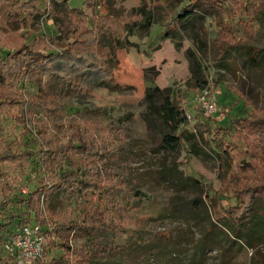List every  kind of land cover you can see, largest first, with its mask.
Wrapping results in <instances>:
<instances>
[{"label":"rangeland","instance_id":"obj_1","mask_svg":"<svg viewBox=\"0 0 264 264\" xmlns=\"http://www.w3.org/2000/svg\"><path fill=\"white\" fill-rule=\"evenodd\" d=\"M61 1L42 0L43 8L50 3L57 7ZM68 3L86 12L89 26L99 23L103 29L115 32L111 38L117 43L116 60L111 67L119 86L111 89L103 84L72 92L60 100L66 109L56 119L70 122L92 119L124 135L120 149L108 151L107 159L102 155L103 160L99 161L100 172L113 176L120 202L118 211L109 220L122 228L95 234L71 231L72 249L90 248L93 252L90 264H264V203L256 205L254 238L249 244L239 240L225 242L228 237L213 226L212 217L213 207L221 214L228 209L233 213L240 211L251 195L252 186L264 179L263 135L244 127L235 133V143L229 146L232 156L229 163L212 150L198 149L189 140L176 150L156 151L168 127L158 111L157 96H146L148 86L171 87L192 114L186 127L189 130L198 118L206 117L194 101L201 88L188 83L189 79L201 76L208 80L217 100L218 110L210 117H218L225 106L236 102L232 116L264 112V54L252 59L245 52L231 50L224 58L217 59L215 52L205 47L219 37L264 48V15L260 14L256 26L234 23V30L230 25L221 28L214 14L207 15L203 22L183 30L178 44L175 39L162 36V25L155 20L156 12L168 6L165 1L135 0L134 8L127 9L118 3L108 10L103 0H88L87 4L86 0H69ZM39 21L40 34H57L51 13L40 16ZM120 30L121 36L117 38ZM107 36L110 35H105L106 39ZM65 45L60 42L55 48L62 49ZM24 91L25 96H33L36 87L28 85ZM24 108L33 112L38 124L42 123L45 104L26 102ZM29 124L33 132L41 126L36 130L33 122ZM36 155L40 157L41 152ZM4 171V181L18 192L40 186L42 173L36 169L29 168L19 175L8 164ZM194 178L211 186L213 195L217 191L214 200L209 199L200 210H196L193 200L203 199L204 191L196 186ZM234 194L245 201L243 206ZM41 204L48 206L53 215H63L78 203L60 192L47 202L41 196ZM20 212L19 205L12 203L2 210L0 217L9 220ZM25 228L11 230L13 246L0 243V262L3 256L12 255L14 249L20 253V264L60 256L59 237L56 244H51L38 226ZM104 246H115L117 251L105 252ZM7 260L15 264L14 259Z\"/></svg>","mask_w":264,"mask_h":264},{"label":"trees","instance_id":"obj_2","mask_svg":"<svg viewBox=\"0 0 264 264\" xmlns=\"http://www.w3.org/2000/svg\"><path fill=\"white\" fill-rule=\"evenodd\" d=\"M68 1L62 0L57 7L50 3L43 8L42 0H0V214L12 203H17L22 211L9 220L0 217V243L13 246V228L22 227L24 231L25 227L35 226L51 244H56L58 237L61 239L59 257H43L33 264H90L92 250L85 246L79 250L72 249L69 243L71 231L95 234L109 228L117 231L122 228L109 220L118 211L120 202L113 176L100 172L99 161L103 160L102 155L106 157L108 151L120 149L124 135L102 127L92 119L74 122L56 119L66 109L60 100L72 92L103 84L111 89L119 86L111 67L116 60L117 43L114 44L111 38L115 32L111 28L103 29L99 23L89 26L90 18L86 12L69 6ZM134 1L103 0V4L107 10L118 3L130 9L135 6ZM162 1L168 6L156 12L155 20L162 25V36L175 39L178 44L182 31L203 22L207 15L214 14L221 28L230 25L233 30L234 23L256 26L260 14L264 15V0ZM46 13L52 14L57 34L38 32L39 18ZM105 35L110 36L106 39ZM60 42L67 45L56 49L55 44ZM248 43L239 40L228 42L218 37L205 47L215 52L217 59L224 58L231 50L245 52L252 59L264 54V48ZM200 45L205 48L201 40ZM188 83L198 89L208 86L204 76L189 79ZM28 85L36 87L33 96H25L24 90ZM146 93L147 98L157 96L159 99L157 108L168 127L156 151L176 150L189 140L192 145L195 142L198 149L212 150L229 163L232 157L229 146H233L235 133L243 127L262 134L264 142V112L232 116L236 102L225 106L218 117L198 118L194 128L189 130L186 128L190 123L189 111L184 100L171 87L148 86ZM26 102L45 104V118L41 124L34 119L32 111L24 108ZM32 122L35 129L41 125L36 132L30 128L29 123ZM37 152H41L40 157H37ZM8 164H12L19 175L29 168L38 170L42 173L40 186L29 192H18L4 181V169ZM194 183L204 191L203 199L193 200L196 210H200L209 199L214 200L217 191L213 195L212 187L201 179L194 178ZM250 191L246 203L234 194L237 200L242 201L241 206L245 203L238 212L228 209L221 214L213 207V226L228 237L225 242L239 240L249 244L254 238L255 208L258 203H264V179L254 184ZM60 192L74 198L78 204L69 213L53 215L48 206L42 207L41 196L47 202ZM113 249L117 251L115 246L103 247L105 252ZM7 258L14 259L15 264L21 263L17 249L10 256H3L0 264H9Z\"/></svg>","mask_w":264,"mask_h":264},{"label":"built area","instance_id":"obj_3","mask_svg":"<svg viewBox=\"0 0 264 264\" xmlns=\"http://www.w3.org/2000/svg\"><path fill=\"white\" fill-rule=\"evenodd\" d=\"M194 101L201 108L205 116H211L218 110L217 100L209 86L201 88L199 92L196 93ZM191 116V114H188V117Z\"/></svg>","mask_w":264,"mask_h":264}]
</instances>
